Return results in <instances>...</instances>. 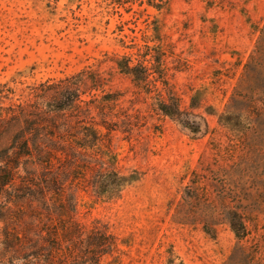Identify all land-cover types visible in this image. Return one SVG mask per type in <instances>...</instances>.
Returning a JSON list of instances; mask_svg holds the SVG:
<instances>
[{
    "label": "rangeland",
    "instance_id": "rangeland-1",
    "mask_svg": "<svg viewBox=\"0 0 264 264\" xmlns=\"http://www.w3.org/2000/svg\"><path fill=\"white\" fill-rule=\"evenodd\" d=\"M127 1L0 0L4 106L83 73L105 144L141 177L119 199L73 191L84 234L115 238L100 264H264V0ZM152 58L146 85L116 69ZM164 87L188 126L156 112Z\"/></svg>",
    "mask_w": 264,
    "mask_h": 264
},
{
    "label": "trees",
    "instance_id": "trees-1",
    "mask_svg": "<svg viewBox=\"0 0 264 264\" xmlns=\"http://www.w3.org/2000/svg\"><path fill=\"white\" fill-rule=\"evenodd\" d=\"M145 1L159 9L154 0ZM259 33L258 47L264 26ZM147 62L149 68L118 61L116 69L134 86L146 85L159 60ZM83 76L44 84L22 105L4 106L0 95V264H100L115 252V238L106 231L84 234L77 225L73 191L119 199L141 177L118 167L117 155L104 142L106 123L92 115L102 109L81 100ZM159 94L156 112L180 120L166 87ZM190 127L194 134L199 130L194 123ZM226 225L237 243L247 237L246 221L236 211L226 215Z\"/></svg>",
    "mask_w": 264,
    "mask_h": 264
}]
</instances>
